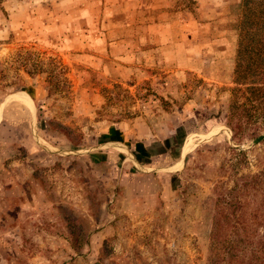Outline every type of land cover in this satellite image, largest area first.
Instances as JSON below:
<instances>
[{
    "label": "rangeland",
    "instance_id": "rangeland-1",
    "mask_svg": "<svg viewBox=\"0 0 264 264\" xmlns=\"http://www.w3.org/2000/svg\"><path fill=\"white\" fill-rule=\"evenodd\" d=\"M240 4L0 0V264H208L215 197L264 208Z\"/></svg>",
    "mask_w": 264,
    "mask_h": 264
},
{
    "label": "trees",
    "instance_id": "trees-1",
    "mask_svg": "<svg viewBox=\"0 0 264 264\" xmlns=\"http://www.w3.org/2000/svg\"><path fill=\"white\" fill-rule=\"evenodd\" d=\"M235 29L239 36L235 73L252 77L249 83L240 84L245 86L251 99L263 107L264 0H241ZM244 108L232 104L228 121L231 123L233 116L246 112ZM239 180L227 198L221 195L215 197L208 264H218L220 261L222 264H264V230L259 233V227L264 224V208L259 207L263 211L260 212L249 197L261 178L260 175H251L241 176Z\"/></svg>",
    "mask_w": 264,
    "mask_h": 264
}]
</instances>
